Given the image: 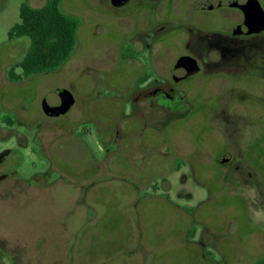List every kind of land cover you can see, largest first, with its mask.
Instances as JSON below:
<instances>
[{
	"label": "rangeland",
	"instance_id": "obj_1",
	"mask_svg": "<svg viewBox=\"0 0 264 264\" xmlns=\"http://www.w3.org/2000/svg\"><path fill=\"white\" fill-rule=\"evenodd\" d=\"M46 1L0 0V119L13 120V113L20 124L0 133V151L9 153L2 170H13L0 186V264H254L262 258L264 122L218 115L210 122L202 105L188 111L181 95L178 109L136 101L141 79L151 77L147 89L172 84L183 49L170 34L139 61L124 58L118 23H130L136 49L142 41L132 31L133 17L111 12L108 0H62L61 11L80 20L72 55L54 72L9 82L30 42L8 40V31L19 22L21 4L37 9ZM206 47L195 43L199 58ZM193 83L187 92L199 88L205 98L204 77ZM56 89L70 91L75 103L59 115L60 104L51 101L45 115L42 99ZM187 111L200 116L188 120ZM210 123L231 154L222 168L212 161L222 143Z\"/></svg>",
	"mask_w": 264,
	"mask_h": 264
},
{
	"label": "flooded vegetation",
	"instance_id": "obj_2",
	"mask_svg": "<svg viewBox=\"0 0 264 264\" xmlns=\"http://www.w3.org/2000/svg\"><path fill=\"white\" fill-rule=\"evenodd\" d=\"M108 3L111 12L126 16L127 19L133 17L135 25L132 31L142 41V48L136 49L130 41V23H118L116 30L123 27L121 35L125 39L122 45L124 58L139 61L142 53H151L152 43L170 34L178 39V49H183L169 76L175 86L160 81L158 85L147 89L145 84L151 77L141 79L136 85V101L145 100L151 105L155 104L160 111L171 106L172 109H178L176 101L181 95L185 98L188 111L196 105H202L203 111L200 113L207 116L210 122L215 115L224 120L264 122V0H128L120 6H113L111 0ZM139 16L144 21L137 26L141 18ZM181 35L185 37L183 42L179 38ZM198 41L207 46L203 59L199 58L194 49ZM130 51L138 54V58L129 54ZM183 56L196 60L199 68L197 73L186 76L184 67H175L177 60ZM145 65L150 66L148 57ZM175 73L179 75L176 76ZM199 76L204 77L202 95L207 96L203 99L199 96V88L187 92L196 88L193 80ZM179 84L186 85V89H177ZM188 111L184 114L190 115L188 120L200 116L199 112ZM12 115L13 120H9L10 122L0 119V133L20 125L16 115ZM212 127L220 134L222 143V153L218 158H212V161L222 168L231 154L224 153L226 147L223 135L215 126ZM262 131L261 135H264V129ZM7 134L9 135L8 132ZM1 152L0 186L13 173V170L10 173L2 170L3 166L8 169L6 164L9 153ZM242 153L247 160L251 151L244 149ZM248 163L251 165L252 162Z\"/></svg>",
	"mask_w": 264,
	"mask_h": 264
},
{
	"label": "trees",
	"instance_id": "obj_3",
	"mask_svg": "<svg viewBox=\"0 0 264 264\" xmlns=\"http://www.w3.org/2000/svg\"><path fill=\"white\" fill-rule=\"evenodd\" d=\"M61 1L47 0L44 6L37 9L21 4L19 22L8 31V40L26 37L30 45L26 55L10 69V82L54 72L72 55L80 20L64 14L60 9ZM16 68L20 69V74L14 73ZM254 264H264V256Z\"/></svg>",
	"mask_w": 264,
	"mask_h": 264
},
{
	"label": "water",
	"instance_id": "obj_4",
	"mask_svg": "<svg viewBox=\"0 0 264 264\" xmlns=\"http://www.w3.org/2000/svg\"><path fill=\"white\" fill-rule=\"evenodd\" d=\"M127 1L128 0H111V4L113 6H120L125 4ZM175 67H184L187 71L186 76H191L199 71L196 60L188 56L180 57L177 60ZM51 101L60 104L61 108L59 111V115H65L74 105L75 98L73 94L66 89H56L47 93L42 99L41 103L42 111L45 115L50 114L48 103Z\"/></svg>",
	"mask_w": 264,
	"mask_h": 264
}]
</instances>
